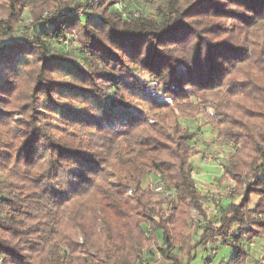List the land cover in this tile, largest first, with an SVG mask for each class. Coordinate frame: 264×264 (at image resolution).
<instances>
[{"label":"trees","instance_id":"obj_1","mask_svg":"<svg viewBox=\"0 0 264 264\" xmlns=\"http://www.w3.org/2000/svg\"><path fill=\"white\" fill-rule=\"evenodd\" d=\"M19 1L0 0V264H135L152 243L191 264L221 240L233 254L220 264L245 261L248 241L264 238V0H159L125 17L114 0H26L35 27L16 39ZM71 33L82 65L55 45ZM207 103L218 140L237 144L222 178L234 176L240 197L217 221L192 177L194 133L179 120ZM152 173L177 197L167 211L143 185ZM192 207L208 219L194 242ZM29 247L37 256L26 259Z\"/></svg>","mask_w":264,"mask_h":264},{"label":"rangeland","instance_id":"obj_2","mask_svg":"<svg viewBox=\"0 0 264 264\" xmlns=\"http://www.w3.org/2000/svg\"><path fill=\"white\" fill-rule=\"evenodd\" d=\"M78 0H74L73 3H70L71 5L69 6H75L74 3H76ZM82 1V0H80ZM85 0H83L84 2ZM118 0H114L116 2ZM121 1H126L129 2V0H121ZM132 4L130 7L133 9H138L141 10L140 14H151L155 11V4L159 1L156 0L155 2H151L148 0H132ZM88 3L90 6L92 5L93 7L95 6V0H88ZM19 5L23 7L22 12L18 15V18L16 19V22H18V28L17 30L15 29L13 36L16 39H21L23 34H26V29H28V32L30 28L33 26L32 25V16H31V11L30 7L27 5L26 0H20ZM67 7V5H64L62 3L58 4V7ZM81 8L83 9H88L84 4L79 6H76V9ZM112 8H115L113 6ZM70 9V8H69ZM116 9V8H115ZM117 10V9H116ZM52 12H49V10H44L42 17L54 14L56 9L50 10ZM75 10H73L74 13ZM41 20H43L41 18ZM4 19L1 18L0 20V43H2L5 40H9L8 35L3 34V29L6 27ZM28 27V28H27ZM35 27V25L33 26ZM51 25L46 26L47 29H50ZM33 31V30H32ZM34 32V31H33ZM68 36H71L73 39H69L68 37H60L58 42H55V45L63 44L71 48L70 51L74 52L75 56V61L79 64H83V56L79 50H77V42L74 37V34H67ZM134 73L136 74L137 77L140 79L146 81L149 83L150 86L154 85V81L152 78L148 76L147 73L141 72L137 68H133ZM139 99L137 97H132L131 105L133 107H139ZM198 107V112L194 117H182L179 115V120L182 122L183 125L189 127L191 131L194 133V137H203L204 139H207L206 142L202 141H197L195 140V145H196V151L198 152L196 155H193L191 157V162L193 165L192 169V177L198 187V190L201 191V193L205 196V198L202 200V206L207 209L208 212V217L210 216L211 220L217 221L218 217L222 214V210L225 209L232 201H238L240 196H237L235 198H232L231 195V189L233 185L235 184V181L231 179V177H234L233 175H227L226 179L222 178L223 175V169L222 165L226 163L228 157L233 153L236 152L237 150V144L232 141V140H226V141H219L218 137L216 136V129L212 128L211 124L209 123V120L216 119L217 115L215 114L214 109L207 104L197 106ZM7 113L13 114L14 119L20 120L22 119V115L17 113V112H11L9 110H5ZM151 123L153 122V119L149 120ZM193 142V141H192ZM205 151L207 152H212L218 155L220 158V161L218 163H207L205 162L202 158H204ZM110 172V170H109ZM222 178V179H221ZM153 179L156 181V186L153 185L155 190H151L153 193L152 199L156 202H167L169 203V208L165 209L166 211L170 209L172 206L177 204V197L176 195L174 196L173 200L168 199L165 197L166 194V188L163 185L158 184V177L156 175H151L148 177H145L143 185L149 184V180ZM223 180V181H221ZM129 191V189H128ZM132 194V191H131ZM157 205V204H156ZM152 210V209H151ZM153 211V210H152ZM191 216L193 219V227H192V237H193V242L198 239L199 234L201 233L202 230V225L206 222L208 219H203L201 213L199 212L198 208L192 207L191 208ZM247 231H242L241 236L246 237ZM157 236L159 237V240L161 241L160 234L157 232ZM232 239V237H230ZM221 240V239H218ZM79 241L81 240V237H79ZM220 242V241H219ZM161 243V242H160ZM214 242H208L206 245L200 246L196 250V258L195 262L198 263V261H201L199 253L204 254V258L209 255V254H214L215 251L220 250L221 248L223 249H229L231 248L229 243H225L221 240V243H216L217 245L213 244ZM232 243V242H231ZM252 245L253 248H249L250 251V256L255 259V264H264V238H257L248 241V245ZM32 252V249L29 247L26 251V259H31L36 257ZM163 257V256H162ZM157 258V257H156ZM154 258V261H151V264H175L176 262L173 260H169V262L166 261H159L158 258ZM209 258V256H207ZM81 260V259H80ZM149 260V258H148ZM203 261V259H202ZM213 261V257L208 261L206 260L204 263L205 264H210ZM175 262V263H173ZM137 262H135L136 264ZM220 264V263H218ZM241 264H245V261H242Z\"/></svg>","mask_w":264,"mask_h":264},{"label":"built area","instance_id":"obj_3","mask_svg":"<svg viewBox=\"0 0 264 264\" xmlns=\"http://www.w3.org/2000/svg\"><path fill=\"white\" fill-rule=\"evenodd\" d=\"M132 2H133L132 0H129V2L118 0V1H116V2L114 3V6H115V8H116L118 11L121 12V14H122L124 17H125L126 14H127V10H132V13H133L134 16L141 15V14H140V11H141V10L133 9L132 7H130V5L132 4ZM66 12H67V9H66V8H63V9H62V13H66ZM74 13L80 15V14L82 13L81 8L75 9ZM191 140H192L193 142H194L195 140H197V141H202L203 143L207 141V139H204L203 137H200V136H198V137L195 138L194 135L192 136V139H191ZM197 153H198V152H197ZM202 159H203L205 162H207V163H218V162L220 161V158L218 157V155L215 154V153H212L211 151H210V152L205 151L204 158H202ZM151 175H156L158 178H159V176H160L159 173H152V174H149V176H151ZM157 181H158V179H157ZM149 182H150V183L147 184V186H149V188H150L151 190H155V191H156V188L153 187V185L156 186V181H154L153 179H150ZM195 185H196V183H195ZM196 187H197V185H196ZM197 188H198V187H197ZM128 193L131 194V189H129ZM169 194L171 195V194H173V193L170 192ZM174 196H175V193H174L173 195H171V198L173 199ZM161 206H162L164 209H167V208H169V203L164 202V203L161 204ZM150 230H151V228L148 227V228H147V232H149ZM231 242L234 243L233 240H232ZM248 246H249V248H253V246L250 245V243H249ZM173 248L175 249V247H173ZM151 250L157 252V248H156L155 244H153V243H152L148 248L142 249V251H141L140 254H139V258H138L136 264H147V263H148V253H149V251H151ZM208 256H210V254H209ZM204 264H205V263H204Z\"/></svg>","mask_w":264,"mask_h":264},{"label":"crops","instance_id":"obj_4","mask_svg":"<svg viewBox=\"0 0 264 264\" xmlns=\"http://www.w3.org/2000/svg\"><path fill=\"white\" fill-rule=\"evenodd\" d=\"M213 244L216 245L215 243H213ZM193 254H194V258L191 261V264H203L206 260H208V259L210 260L212 257H213V261H210L211 262L210 264H218V263L227 261L233 253H232V251H230V249L226 250V249H223V248H221L218 251L216 250L214 254H210L209 258H207L208 255L204 258V254L203 253H199V255H200L199 259L201 261H198V263L195 262V258H196V255H197L196 251L193 252ZM156 257L158 258L159 261H164V262L166 261V263H167V261L169 262V260H167L166 258L162 257V254L160 252H155V251L151 250L148 253L149 260H148L147 264H151V261H154V258H156ZM202 259H203V261H202ZM173 263H175V262H173ZM161 264H163V263H161ZM175 264H177V263H175ZM245 264H255V259L252 258L251 256H249L248 258H246Z\"/></svg>","mask_w":264,"mask_h":264}]
</instances>
